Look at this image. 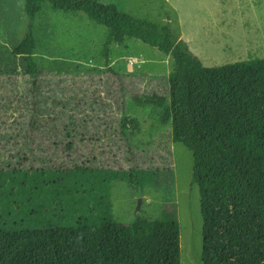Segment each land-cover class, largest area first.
Returning <instances> with one entry per match:
<instances>
[{
    "label": "rangeland",
    "instance_id": "1",
    "mask_svg": "<svg viewBox=\"0 0 264 264\" xmlns=\"http://www.w3.org/2000/svg\"><path fill=\"white\" fill-rule=\"evenodd\" d=\"M98 1L169 26L207 68L264 58V0ZM27 23L25 0H0V225L77 226L98 220L102 197L109 195L119 223L179 222L182 264H204L193 154L173 142L170 130L153 134L161 131L158 111L147 102L152 91L168 96L173 58L125 38L106 59V27L47 4L35 23L41 73L33 78L23 57L13 54ZM124 116L139 123L133 144L152 142L153 150L127 147L117 134ZM32 121L41 128L31 129L28 148L21 150ZM66 127L86 135L74 139L72 150L55 133ZM117 171L141 175V186L113 178Z\"/></svg>",
    "mask_w": 264,
    "mask_h": 264
},
{
    "label": "trees",
    "instance_id": "2",
    "mask_svg": "<svg viewBox=\"0 0 264 264\" xmlns=\"http://www.w3.org/2000/svg\"><path fill=\"white\" fill-rule=\"evenodd\" d=\"M47 4L55 11L84 13L93 23L106 27L102 46L106 59L112 46L125 38L173 58L168 96L152 91L147 102L158 111L161 131L153 134L170 130L173 142L193 154L192 187L200 188L205 221L204 264H264V58L207 68L169 26L138 18L114 3L25 0L27 33L13 54L23 57L25 73L33 78L41 73L35 59V23ZM28 127L21 150L28 148L31 129L41 128L34 121ZM138 127L136 120L124 116L117 134L127 147L144 154L155 145L133 144L131 134ZM55 133L66 140L60 141L66 150L74 149L75 138L85 141L86 137L70 127ZM53 146L57 149L59 142L54 141ZM128 174L117 171L113 178L139 188L141 175ZM109 197L100 200L98 220L77 226L0 225V264H182L179 222L119 223Z\"/></svg>",
    "mask_w": 264,
    "mask_h": 264
}]
</instances>
